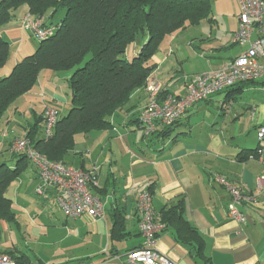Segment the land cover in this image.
Instances as JSON below:
<instances>
[{
  "label": "crops",
  "instance_id": "obj_1",
  "mask_svg": "<svg viewBox=\"0 0 264 264\" xmlns=\"http://www.w3.org/2000/svg\"><path fill=\"white\" fill-rule=\"evenodd\" d=\"M236 1L235 7L224 14L231 27L230 34L226 31L216 40L209 38L193 46L192 54L206 60L207 68H214L210 71L219 69L245 51L244 47L232 42L239 27L240 5ZM27 16H30L28 7H22L14 21L0 28V37L9 44L10 51L6 65L0 69V79L8 76L38 48L32 41V33L24 26ZM213 22H218L216 17ZM172 56L177 61L172 47L160 48L152 59L156 70L151 78L160 84L163 94L183 97L187 92V78L198 72L186 73L188 75L183 77L184 70L181 73L177 69ZM57 75L43 71L37 86L19 98L2 119L0 164L15 168L17 155L10 151L12 143L26 137L35 116H41L46 107L56 108L60 117L69 111L70 95L60 85ZM239 89L242 91L238 92ZM257 89L263 95L257 101L259 107L258 104L256 107L248 105L250 120L257 132L264 123V92L259 83H247L195 105L169 134L165 135L168 130L159 131L150 137L145 136L138 122L147 104L146 92L137 91L130 104L110 119L111 130L83 135L80 139L76 137L75 149L66 159L69 166L84 171L98 170L99 184L93 192L104 205L103 217L95 220L68 218L57 205L53 192L42 199V205L29 202V198L25 202L17 198L22 204L21 217L29 221L24 231L25 243L34 242V249L28 251L22 246L21 249L18 242L9 238L8 223L0 221V252L26 254L32 264H128V252L143 245L136 215L137 199L151 188L153 209L159 217L163 210L183 200L184 218L199 233L204 243L203 254L211 264H264V191L258 203L241 206L246 222L239 224L228 217L229 192L212 180L220 176L255 194L256 180L264 176V146L259 149L258 142L254 146H241L217 140L211 126L213 122L208 117L195 121L196 115L202 110L205 112L209 105L225 106L228 100ZM249 151H257L258 156L254 159L251 154L246 158ZM17 182L13 193L22 190L26 195L29 188L36 191L39 177L32 163L14 183ZM8 198L13 202L12 197ZM49 205H57L63 214L50 217ZM40 214L50 217L44 225L38 223ZM120 217L124 229L114 236V223ZM177 237L174 228L168 227L158 240V250L176 264H205V260L196 259L194 247L180 242Z\"/></svg>",
  "mask_w": 264,
  "mask_h": 264
},
{
  "label": "trees",
  "instance_id": "obj_2",
  "mask_svg": "<svg viewBox=\"0 0 264 264\" xmlns=\"http://www.w3.org/2000/svg\"><path fill=\"white\" fill-rule=\"evenodd\" d=\"M25 6L31 17L42 20L45 28L53 27L54 33L0 79V123L12 105L37 86L43 71L69 73V111L59 118L53 136L45 138L42 114L35 116L25 137L48 160L64 165L77 136L111 130L110 119L145 89L156 70L152 59L167 37L205 20L213 22L211 0H0V28L14 21ZM60 13L61 20L53 24L51 19ZM9 53V44L0 37V69ZM174 126L162 132L168 130L167 135ZM257 151H249L246 158L254 154L255 159ZM15 158V168L0 164V221L8 224L18 222L6 194L31 165L25 155ZM148 192L153 195L151 188ZM160 217L167 228H174L180 242L195 248L196 259L211 264L203 254L199 233L184 218L183 200L163 210ZM123 229L120 217L114 223V236ZM4 254L15 264H32L26 254Z\"/></svg>",
  "mask_w": 264,
  "mask_h": 264
},
{
  "label": "built area",
  "instance_id": "obj_3",
  "mask_svg": "<svg viewBox=\"0 0 264 264\" xmlns=\"http://www.w3.org/2000/svg\"><path fill=\"white\" fill-rule=\"evenodd\" d=\"M240 5L239 27L233 37V44L247 47L234 60L219 69L187 78V92L183 97L162 96V88L152 78L145 92L147 104L141 111L139 122L146 137L174 126L183 119L195 105L214 95L224 93L245 83H259L264 92V0H238ZM24 26L38 42L45 41L54 33V28H45L42 20L27 16ZM60 118L54 107H46L43 113L44 136H53ZM260 147L264 146V123L257 130ZM12 154L25 155L38 172L37 195L47 199L53 192L57 205L65 216L71 219L95 220L104 215V205L94 194L98 187V170L84 171L80 168L52 162L35 150L28 139L15 140L10 148ZM264 163V161H263ZM214 182L224 187L231 196L228 217L239 224L246 222L241 211L244 203L256 204L264 191V176L256 180V193L251 194L239 185L215 176ZM136 215L143 245L127 254L128 264H176L157 248L161 234L167 229L165 223L153 209L152 195L145 191L138 196ZM0 264H15L8 254L0 253Z\"/></svg>",
  "mask_w": 264,
  "mask_h": 264
},
{
  "label": "rangeland",
  "instance_id": "obj_4",
  "mask_svg": "<svg viewBox=\"0 0 264 264\" xmlns=\"http://www.w3.org/2000/svg\"><path fill=\"white\" fill-rule=\"evenodd\" d=\"M236 0H211L212 3V18L217 19V23L214 22H208L203 21L199 26H188L185 30H182L174 36H169L166 38V40L163 42L162 46H164V49H169V47H172V50L174 51L176 55L172 56L173 61L178 65V70L182 73V70H184L182 76L185 77V75H188L186 73H197L203 74L207 73L211 69L214 68H207V65L205 64L206 60L200 59L198 57H195L192 52L194 51L193 46H198L201 44V42L208 40L209 38L212 40L218 39V37L226 31L229 33L231 27L227 23V21L224 18V14L231 10V8L235 7ZM63 14H57L53 19H51V22L53 24H57ZM221 32V33H220ZM33 43L38 47L39 42L33 37L32 38ZM141 43V42H140ZM140 43L135 44V48L139 49ZM223 43L225 44V36ZM165 44V45H164ZM161 46V47H162ZM247 48L246 46L244 47ZM133 47L130 48L129 53H131V50ZM231 50V48H230ZM229 51V50H228ZM226 53V52H225ZM182 61L183 67L181 65ZM211 62V60H209ZM181 62V63H180ZM213 65V63L211 62ZM213 67V66H212ZM208 69V70H207ZM49 72V71H45ZM69 73H58V81L60 82V85H63L64 91L70 95L69 87L67 85V82H65L63 79L68 76ZM195 75V74H194ZM67 79V78H66ZM236 88V87H235ZM234 89V88H233ZM257 92V93H253ZM250 93L249 91L244 92L241 96L238 98H232L231 100H228L223 106L218 103H214L212 105H209L207 107L206 111L204 110L200 111L199 115H196L195 121L199 120L201 121L203 119V116H206L210 119V122L212 121V128H214V136L217 140H226V142L230 143L232 142L234 145L238 144L241 146L244 145H251L254 146L257 144V132L254 128L253 123H251L250 120V111L248 110V105H253L254 107L257 106V101L263 97L262 93L257 90ZM259 107V104H258ZM25 113V112H24ZM66 115V112H65ZM80 136V137H79ZM77 136L79 139L83 137V135ZM23 139V138H22ZM259 143V142H258ZM19 182L14 183L11 187V191H9L8 194H6L7 197H12L14 205H13V211L16 214L17 222L8 224L9 228V238L13 239L14 242H18L21 246L25 249H34V242L33 244H28L30 241L28 240L27 244L25 243L27 241V237L24 236V231L27 230L29 224V221L26 219L23 215L21 217V214L19 213V209L22 208V204H19L17 201V198L20 200H24L22 202H25L27 198H29V202L39 205H42L43 203L42 197L38 196L36 191L33 190V188H29L25 191L16 192L13 193V189L18 185ZM46 204V203H45ZM49 208L52 210L50 217L58 216L59 214H63L62 211L57 207V205H49ZM24 213V212H23ZM54 214V215H53ZM48 215H41L40 214V221L38 222L40 225L46 224L47 220H49ZM22 249V248H21ZM30 256H32V253H30Z\"/></svg>",
  "mask_w": 264,
  "mask_h": 264
}]
</instances>
